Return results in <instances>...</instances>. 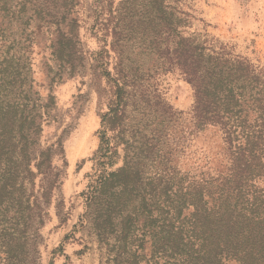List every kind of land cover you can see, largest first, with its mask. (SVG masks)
Wrapping results in <instances>:
<instances>
[{"label": "trees", "instance_id": "16d2710c", "mask_svg": "<svg viewBox=\"0 0 264 264\" xmlns=\"http://www.w3.org/2000/svg\"><path fill=\"white\" fill-rule=\"evenodd\" d=\"M0 1V8L8 10L10 0ZM171 1L119 0L113 9L110 0L109 14L117 28L104 27L116 54L112 70L103 66L108 62L102 54L109 57V50L92 53V78L96 83L105 80L102 88L95 85L99 99L107 105L100 113L102 129L95 156L105 157L99 160L103 165H114L118 145H123L124 154L121 165L100 171L81 192L85 214L98 246L105 250L106 264H264V187L254 183L264 181L259 154L264 141V86L259 83V70L246 58L225 50V45L216 50L196 36L185 35L180 28L186 18ZM76 27L73 20L67 32L57 31L53 42L54 59L73 71L83 66L85 58L78 49ZM129 45L134 46L129 51L145 52L160 66L179 70L193 89V127H218L222 133L230 164L215 179L216 189L208 191L206 199L202 188L184 191L182 179L172 182L173 173L165 180L160 175L169 160V148L164 150L169 144L160 129L165 117L173 116V109L163 102L151 103L140 68L130 65L131 58L125 56ZM2 62L0 264H19L26 233L33 223L37 228L44 225L46 208L63 183L67 162L63 135L37 151L41 113L33 105L29 108L25 90L19 93L25 102L4 103L2 98L11 92L6 89L23 87L27 75L21 59ZM49 100L52 104L54 97ZM152 105L161 106V120L151 135L138 126L127 137L124 125L129 108L143 115ZM107 131L114 133L112 146ZM55 157L63 159L62 167L53 164ZM152 169L159 173L157 178L145 177ZM161 182L165 183L162 193L154 185ZM174 185L178 190L172 192ZM161 195L164 205L159 209ZM153 209L162 211L159 219L152 217ZM184 209L190 211L182 216Z\"/></svg>", "mask_w": 264, "mask_h": 264}, {"label": "rangeland", "instance_id": "374dc122", "mask_svg": "<svg viewBox=\"0 0 264 264\" xmlns=\"http://www.w3.org/2000/svg\"><path fill=\"white\" fill-rule=\"evenodd\" d=\"M113 1L114 9L119 0ZM109 3L110 0H10L8 10H2L0 1V63L19 58L27 75L23 87L7 88L11 92L2 99L5 104L23 103L19 93L25 90L29 108L33 105L37 113H41L42 132L37 151L63 135L67 162L63 183L46 208L48 218L44 225L37 228L33 223L26 233L19 264H106L105 250L98 246L92 233L81 192L93 183L100 171H110L121 165L124 154L123 145H118V155L113 156L114 165H103L99 160L105 157L99 153L95 156L102 129L100 113L107 110V105L105 99H99L95 85L100 84L102 88L105 80L102 78L96 83L92 78V53L109 50V57L102 54L108 62L103 66L112 70L116 54L110 48L112 37L104 25L110 29H116L117 25L116 19L109 14ZM171 5L186 18L180 28L185 35L196 36L216 50L225 45L228 52L246 58L259 70V83L264 86V0H172ZM73 20L77 24L78 49L85 57L83 66L77 65L74 71L53 56L57 31L67 32ZM132 47H127L125 56L131 58L130 65L140 68L141 82L151 96V103L163 102L173 109V116L165 117V128L160 129L169 144L164 149L169 148V160L160 175L165 180L173 173L172 182L182 179L184 191L202 188L206 199L208 191H215L218 175L227 172L228 145L218 127L207 126L202 130L193 127V89L179 70L160 66L145 52L129 51ZM49 96L54 97L52 104ZM160 107H147L143 115L129 108L130 117L124 125L127 137L138 130V126L150 136L161 120ZM113 135L112 131H107L111 146L114 145ZM261 144L259 154L264 167V141ZM53 164L60 168L63 159L55 157ZM151 175L157 178L159 173L155 175L152 169L145 177ZM254 183L264 187L263 179ZM164 184L154 183L161 193ZM177 190L178 186L174 185L172 192ZM164 197L160 196L159 209L164 205ZM59 202L62 204L56 207ZM159 209H153V218H160L162 211ZM189 211L184 209L182 216Z\"/></svg>", "mask_w": 264, "mask_h": 264}]
</instances>
